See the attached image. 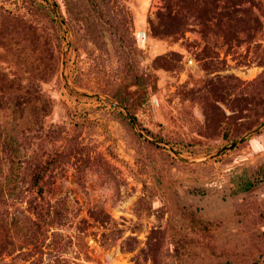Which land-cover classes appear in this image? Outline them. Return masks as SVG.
<instances>
[{
  "label": "rangeland",
  "instance_id": "374dc122",
  "mask_svg": "<svg viewBox=\"0 0 264 264\" xmlns=\"http://www.w3.org/2000/svg\"><path fill=\"white\" fill-rule=\"evenodd\" d=\"M0 264H264V0H0Z\"/></svg>",
  "mask_w": 264,
  "mask_h": 264
},
{
  "label": "trees",
  "instance_id": "16d2710c",
  "mask_svg": "<svg viewBox=\"0 0 264 264\" xmlns=\"http://www.w3.org/2000/svg\"><path fill=\"white\" fill-rule=\"evenodd\" d=\"M48 166L46 164H42L40 165V167H38L36 174L33 176V181H32V186L37 188L36 189V194L41 195L42 194V190L43 188L40 185L41 180L43 179L44 175L46 174ZM32 206V205H31ZM32 211H35V215H39L40 213H38L37 208L33 207Z\"/></svg>",
  "mask_w": 264,
  "mask_h": 264
}]
</instances>
